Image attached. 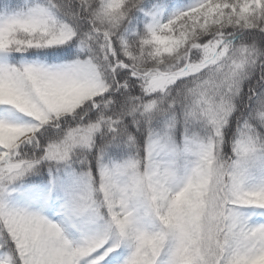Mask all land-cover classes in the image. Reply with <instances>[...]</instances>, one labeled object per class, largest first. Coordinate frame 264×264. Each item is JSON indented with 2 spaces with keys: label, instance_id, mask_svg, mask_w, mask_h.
Returning a JSON list of instances; mask_svg holds the SVG:
<instances>
[{
  "label": "snow or ice",
  "instance_id": "obj_1",
  "mask_svg": "<svg viewBox=\"0 0 264 264\" xmlns=\"http://www.w3.org/2000/svg\"><path fill=\"white\" fill-rule=\"evenodd\" d=\"M0 264H264V0H0Z\"/></svg>",
  "mask_w": 264,
  "mask_h": 264
}]
</instances>
